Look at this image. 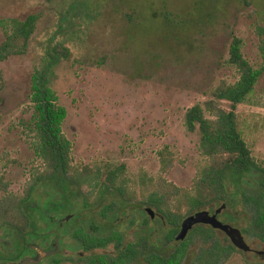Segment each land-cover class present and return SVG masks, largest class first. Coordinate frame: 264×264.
Returning a JSON list of instances; mask_svg holds the SVG:
<instances>
[{"label":"rangeland","instance_id":"374dc122","mask_svg":"<svg viewBox=\"0 0 264 264\" xmlns=\"http://www.w3.org/2000/svg\"><path fill=\"white\" fill-rule=\"evenodd\" d=\"M74 1L0 0V21L30 14L38 17L27 52L0 61L4 79L0 199L22 195L33 173L43 170L33 143L37 116L30 99L32 76L45 63L44 47L57 30L59 15ZM69 15L52 41L61 56L47 82L67 111L63 133L72 144L71 165L95 172L96 167L123 164L129 188L140 199L163 182L190 188L203 157L197 149L198 134L185 128V112L211 97L220 80L238 79L235 66L228 62L234 37L241 39V52L249 63L261 66L258 46L264 30V0H79ZM3 37L0 26V42ZM236 116L252 155L264 162V71L252 93L237 106ZM166 146L174 157L165 166L158 152ZM49 192L36 189L35 201L42 206L52 198ZM138 207V211L152 209L157 228L153 241L159 243L160 215L154 207ZM236 210L230 212L237 214L238 221L229 222L221 213L218 217L240 230L250 249L231 251L216 264H264V241L242 232L246 213ZM131 216L144 218L136 210L120 218L126 221ZM136 226L126 230L127 241L142 235ZM7 236L8 229L0 228V255L9 253ZM215 238L221 246L231 244L220 231ZM61 245L57 256L61 264H79L80 250L72 240L63 236ZM211 245L212 241L193 233L180 264H198V254ZM107 249L112 251V245Z\"/></svg>","mask_w":264,"mask_h":264},{"label":"trees","instance_id":"16d2710c","mask_svg":"<svg viewBox=\"0 0 264 264\" xmlns=\"http://www.w3.org/2000/svg\"><path fill=\"white\" fill-rule=\"evenodd\" d=\"M78 3L79 0L72 2L70 11L67 9L59 15L57 30L44 47L45 63L32 76L30 99L37 116V136L33 143L44 166L43 170L33 173L22 195L11 200L0 199V228L8 229L4 243L10 249L9 253L0 255L1 261L22 258L27 254L30 244H42L45 241L44 232L54 226L50 222L63 218L62 233L72 240L74 247L79 248V264H180L187 253L189 238L195 232L205 242L212 241L210 248L198 254V264H216L237 249L231 241L226 246L219 245L215 238V232L219 230L198 224L184 240L179 241L177 235L181 221L186 216L204 208L213 211L214 206L222 204L226 206L221 214L229 222L238 221L237 214L231 213V210L237 211L238 207L244 210L246 225L242 232L264 241V162L252 155L237 126L236 116L237 106L252 93L264 71V30L261 29L259 33L261 66L255 68L249 63L241 52V39L234 37L228 62L235 66L238 79L233 83L220 80L212 89L211 97L192 105L185 112V128L198 134L197 149L203 157L191 187L184 189L163 182L151 194L140 199L129 188L123 164L106 165L102 175L100 170L93 172L87 166L79 169L71 165L72 144L63 133L67 111L57 103V95L48 86L47 76L61 56L56 47L58 45H52L55 35L60 32L59 24L68 20L72 8ZM37 21L38 17L34 14L24 19L0 21L4 33L0 42L1 62L27 52ZM63 52L67 54L66 49ZM3 85L0 71V91ZM158 154L165 166L174 157L167 146L159 150ZM92 173L95 175L92 176ZM96 187L114 189L110 193L116 195L118 200H101L105 191L96 192ZM38 188L44 193L50 191L52 196L43 203L44 206L34 199ZM61 191L65 193L63 203L57 199L61 197ZM133 203L135 205L130 206ZM139 204L154 207L160 215L159 243L153 241L157 228L147 219L146 210L138 211ZM134 210L137 215L142 213L143 222H137L140 218L133 216L126 221L121 220L120 217L124 219L127 212L133 213ZM67 216L69 218L66 220ZM135 225L138 230L141 228L142 235L134 241H127L126 230ZM172 242L175 245L169 248ZM110 244L112 251L107 249ZM57 256L49 264H61L62 259ZM250 264L262 263L257 261Z\"/></svg>","mask_w":264,"mask_h":264},{"label":"water","instance_id":"95a60500","mask_svg":"<svg viewBox=\"0 0 264 264\" xmlns=\"http://www.w3.org/2000/svg\"><path fill=\"white\" fill-rule=\"evenodd\" d=\"M225 204L217 207L213 212L208 210H198L192 214L186 216L180 224V230L177 235V239L182 241L185 239L186 234L191 230L195 225L203 224L209 225L212 228L223 232L231 241V243L237 248L244 252L249 251L248 245L245 243L244 238L240 230L232 228L229 224L223 222L219 219V214L225 208ZM146 212L152 217L153 212L152 209L146 208ZM69 216L65 217L67 220ZM32 244H30L31 246ZM59 247L57 246L52 251H47L45 249L40 248L39 246L36 247V254L34 256H26L20 261L17 262H9L7 264H37L43 258L52 255L58 251Z\"/></svg>","mask_w":264,"mask_h":264},{"label":"flooded vegetation","instance_id":"af4514ba","mask_svg":"<svg viewBox=\"0 0 264 264\" xmlns=\"http://www.w3.org/2000/svg\"><path fill=\"white\" fill-rule=\"evenodd\" d=\"M69 11H70V6L67 8ZM98 168L96 167V171H99L97 170ZM103 170L100 169V171ZM118 181V179H117ZM63 190V189H62ZM96 192H98L99 190H104L105 191V196L103 197V199L101 198V200H108V199H111V198H114L116 200H118V197L115 195L113 196L111 193L113 192L114 189H107V188H100V187H96L94 189ZM116 190V189H115ZM112 191V192H111ZM111 192V193H110ZM60 195L61 197H57L58 200H60L59 202L60 203H63L65 201V193L63 191L60 192ZM42 211H46V209H41ZM51 215V214H49ZM122 219V218H121ZM59 220V221H58ZM57 220V222H50L52 224H54V226L52 227H49V229H47L44 233H46V237H45V241L42 243V244H32L30 247H29V250L27 252V254H25L22 258L16 260V261H7V262H2L0 264H7L9 262H17V261H20L21 259H23L24 257L26 256H34L36 254V247L39 246L40 248L42 249H45L47 251H52L54 250L57 246L59 247L58 251L52 255H49L45 258H43L39 263L37 264H40L42 261L44 260H47L49 258H54L57 254L60 253V250H61V240L64 236V234L62 233L63 231V224L64 222L63 221V218H59ZM98 222H103L102 220L100 219H97ZM137 222H143V220H139ZM149 222H154V219H152V217H150L149 219Z\"/></svg>","mask_w":264,"mask_h":264}]
</instances>
